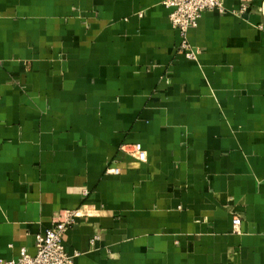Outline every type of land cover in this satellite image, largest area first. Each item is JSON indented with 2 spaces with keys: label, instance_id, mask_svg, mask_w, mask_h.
I'll use <instances>...</instances> for the list:
<instances>
[{
  "label": "crops",
  "instance_id": "1",
  "mask_svg": "<svg viewBox=\"0 0 264 264\" xmlns=\"http://www.w3.org/2000/svg\"><path fill=\"white\" fill-rule=\"evenodd\" d=\"M165 1L0 0L1 258L73 212L74 264H264L261 0L195 60Z\"/></svg>",
  "mask_w": 264,
  "mask_h": 264
},
{
  "label": "built area",
  "instance_id": "2",
  "mask_svg": "<svg viewBox=\"0 0 264 264\" xmlns=\"http://www.w3.org/2000/svg\"><path fill=\"white\" fill-rule=\"evenodd\" d=\"M225 0H167L166 6L170 10V21L176 28L181 37V47L187 58L195 60L198 50L190 47L187 40V32L191 27L197 25L202 11L209 9H222ZM242 7L248 0H241ZM261 9L264 13V0H261ZM129 152L137 158L142 157L141 144L137 143L130 147ZM112 173H119V168H108ZM74 213L67 214L66 219L56 221L51 227L44 232L37 233L35 236V254H30L25 248H22L17 259H4L0 257V264H74V257L78 253L70 254L66 251L63 243L64 233L69 224L74 221ZM235 226L240 224V219H233Z\"/></svg>",
  "mask_w": 264,
  "mask_h": 264
}]
</instances>
